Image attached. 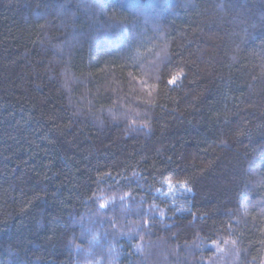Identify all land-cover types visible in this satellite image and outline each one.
Segmentation results:
<instances>
[{"label":"trees","instance_id":"obj_1","mask_svg":"<svg viewBox=\"0 0 264 264\" xmlns=\"http://www.w3.org/2000/svg\"><path fill=\"white\" fill-rule=\"evenodd\" d=\"M0 264H264V0H0Z\"/></svg>","mask_w":264,"mask_h":264},{"label":"snow or ice","instance_id":"obj_2","mask_svg":"<svg viewBox=\"0 0 264 264\" xmlns=\"http://www.w3.org/2000/svg\"><path fill=\"white\" fill-rule=\"evenodd\" d=\"M179 77H173L171 80H169V84L175 85ZM102 208L105 206L104 204L100 205Z\"/></svg>","mask_w":264,"mask_h":264}]
</instances>
